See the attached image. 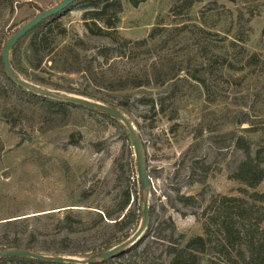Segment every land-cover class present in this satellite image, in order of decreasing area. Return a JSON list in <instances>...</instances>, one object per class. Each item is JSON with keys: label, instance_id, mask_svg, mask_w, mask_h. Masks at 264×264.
Masks as SVG:
<instances>
[{"label": "rangeland", "instance_id": "374dc122", "mask_svg": "<svg viewBox=\"0 0 264 264\" xmlns=\"http://www.w3.org/2000/svg\"><path fill=\"white\" fill-rule=\"evenodd\" d=\"M62 1L0 0V37L9 38L30 18ZM95 1L78 2L48 27L51 33H65L57 39L56 50L91 59L97 75L106 79H152L160 71L170 74L180 63L178 77L162 87L98 92L81 75L57 73L49 64L42 67L44 72L34 71L24 61L26 73L20 78L65 97L94 101L49 89L39 79L114 104L128 98L124 114L142 141L150 179L148 206L153 215L141 239L155 242L143 254L134 255L129 247L112 261L159 264L166 261V241L202 234L201 215L211 199L237 195L239 185L229 177L242 154L226 135L237 131L253 140L262 138L243 129L264 127V0H144L136 8L121 0L117 33L129 42L124 47L86 30L84 9ZM195 69L205 85L189 78ZM241 114L251 126L239 124ZM39 121L36 109L16 95L0 97V222L51 213L54 219L37 222L47 245L85 253L63 257L87 259L92 249L119 235L96 222L98 209L118 202L121 191L132 184L138 201L132 196L122 214L134 207L137 213L138 204L143 206L130 135L122 123L82 107L73 109L63 127L36 132ZM71 136L78 142H71ZM257 191L264 192V181ZM67 209L76 213L71 228L57 224Z\"/></svg>", "mask_w": 264, "mask_h": 264}, {"label": "trees", "instance_id": "16d2710c", "mask_svg": "<svg viewBox=\"0 0 264 264\" xmlns=\"http://www.w3.org/2000/svg\"><path fill=\"white\" fill-rule=\"evenodd\" d=\"M81 1L85 0H76L64 12L40 23L11 49L9 64L19 77L25 76L26 73L23 65L24 61L34 71L44 72L42 67L49 64L48 69L57 73L81 75L98 92L102 90L120 92L127 89L148 88L150 86L162 87L178 77V73L182 70L180 63L171 69L172 72L170 74L160 71L152 79L147 76L106 79L97 75L91 59H81L78 55H71L69 52L63 51V49L60 51L56 50L57 43L59 42L57 39L64 38L65 33H51V29L48 27ZM127 1L133 8L138 7L139 4L144 2V0ZM12 12H10V17L12 16ZM122 13L123 4L121 0H96L95 2H90L83 13L85 28L92 36L107 38L122 47L127 46L129 42L117 33V25ZM9 38L2 39L0 37V97H6L10 92L16 95L23 103L34 107L39 113L40 119L38 125L35 127L36 132H45L69 124L73 109L81 107L35 96L15 85L7 77L1 62V53ZM197 72L195 69V71L189 73V78L198 84L205 85L204 79L195 74ZM38 82L49 89L93 99L112 109L123 113L126 112L128 101L126 96L114 104L102 97L86 91L80 92L72 87H65L48 79L40 78ZM154 106L151 103L150 108L153 110ZM82 109L95 113L110 122H119L98 111ZM240 116L239 124L249 125L247 116L245 114H241ZM121 128L125 133H128L124 126ZM243 132L246 134L260 133L262 138L253 140L247 136L239 135L237 131H230L226 135L229 137L232 147L242 154V159L235 166L229 177L232 182L239 185L236 189L237 195L218 196L211 199L209 205L201 215L203 219L201 225L202 234L191 237L181 235L176 240L170 239L166 241V261H160L159 264H264V192L257 191V188L264 181V127L262 129L248 127L247 129H243ZM71 138L72 136L70 140ZM78 140L76 138L73 141L71 140V142L76 143ZM137 195L136 184H132V187L126 186L121 191L118 202L110 207L98 209L95 215L96 222L110 227L112 230H116L115 234L118 233L119 235H113L102 245L92 249L89 253L90 256L110 250L125 242L130 238L132 233L136 232L142 221V204H138L137 213L135 207L127 210L125 214L122 213L127 209L132 196L138 201ZM107 196L104 195L103 199ZM74 211L73 209H67L63 218L57 219V224H64L66 227L71 228L73 226L71 225L73 222L71 217L73 214H76ZM50 214L32 217H12L0 222V251L26 250L37 255L52 257L85 255V253L57 251L47 245L49 240L43 234L45 230L39 229L37 222L42 218L54 219V216ZM152 215V209L149 208V222ZM80 224L81 218L79 216L77 226ZM154 240L160 239L155 238ZM153 242L155 241L150 242L149 240L144 243V239H140L132 246V253L134 255L145 253ZM141 248L142 250L138 252ZM123 254L124 251L118 256L121 257ZM7 263L58 264L36 261L25 257L0 259V264ZM105 264H113L112 259L106 261Z\"/></svg>", "mask_w": 264, "mask_h": 264}, {"label": "water", "instance_id": "95a60500", "mask_svg": "<svg viewBox=\"0 0 264 264\" xmlns=\"http://www.w3.org/2000/svg\"><path fill=\"white\" fill-rule=\"evenodd\" d=\"M76 0H63L58 5L54 6L53 8L46 10L37 14L34 18L30 21L25 23L22 27H20L5 43L2 53H1V62L4 68V71L10 80L23 89L24 91L31 93L35 96L54 100L57 102L72 104L78 107H82L88 110H95L100 113L106 114L123 124L125 129L128 131L132 144L133 149L135 152V159L136 165L138 170V179H139V186L142 195L144 194L143 200V210H142V221L134 235L126 240L125 242L111 248L108 251L103 253L91 255L89 258L84 260H79L72 257H52V256H45V255H37L30 251L26 250H3L0 251V259L1 258H13V257H25L30 258L36 261L48 262V263H62V264H93L97 261L106 262L110 259L117 257L120 253L126 250L129 247L135 245L143 236L145 230L149 225V206H148V195L150 189V179L147 173V166L144 156V149L142 141L133 125L131 120L121 111L112 109L102 103L79 98V97H65L51 93L50 91H43L38 89L37 87H33L23 81L12 69L9 64V53L11 49L22 39L24 38L30 31H32L35 27H37L43 21L59 15L60 13L64 12L68 7H70Z\"/></svg>", "mask_w": 264, "mask_h": 264}]
</instances>
